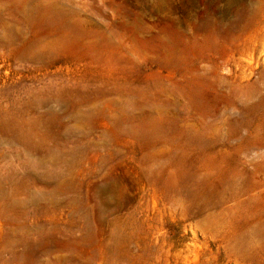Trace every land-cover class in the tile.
<instances>
[{
	"label": "rangeland",
	"instance_id": "rangeland-1",
	"mask_svg": "<svg viewBox=\"0 0 264 264\" xmlns=\"http://www.w3.org/2000/svg\"><path fill=\"white\" fill-rule=\"evenodd\" d=\"M0 264H264V0H0Z\"/></svg>",
	"mask_w": 264,
	"mask_h": 264
},
{
	"label": "bare ground",
	"instance_id": "bare-ground-1",
	"mask_svg": "<svg viewBox=\"0 0 264 264\" xmlns=\"http://www.w3.org/2000/svg\"><path fill=\"white\" fill-rule=\"evenodd\" d=\"M33 15H31V17H32Z\"/></svg>",
	"mask_w": 264,
	"mask_h": 264
}]
</instances>
